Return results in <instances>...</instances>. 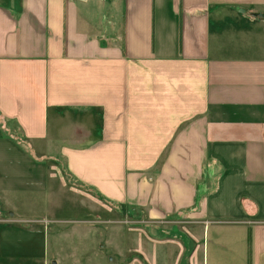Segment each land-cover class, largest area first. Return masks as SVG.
<instances>
[{
  "label": "crops",
  "instance_id": "crops-1",
  "mask_svg": "<svg viewBox=\"0 0 264 264\" xmlns=\"http://www.w3.org/2000/svg\"><path fill=\"white\" fill-rule=\"evenodd\" d=\"M262 16L264 0H0V124L35 150L56 136L92 200L186 234L140 235L129 264H205L210 227L220 248L264 264ZM10 213L0 264H62L52 221Z\"/></svg>",
  "mask_w": 264,
  "mask_h": 264
},
{
  "label": "rangeland",
  "instance_id": "rangeland-1",
  "mask_svg": "<svg viewBox=\"0 0 264 264\" xmlns=\"http://www.w3.org/2000/svg\"><path fill=\"white\" fill-rule=\"evenodd\" d=\"M67 122L70 121L64 120L63 124ZM50 123L54 124L52 118ZM6 128L15 132L11 124H7ZM56 139L53 136L47 150H35L12 133L8 134L0 124V163L16 162L12 168H0V211L6 212L5 218H9L10 212H14L15 220L52 221L46 226L45 232L50 255L52 252L61 255L62 264H117L115 252L119 251L122 255L126 251L125 261L129 264L133 256L129 251L133 250L140 235L156 239L186 237L181 228L176 231L171 227L160 230L156 227L147 228L144 223L138 222L146 219V216H141L140 211L135 212L133 208L89 198L92 196L66 173L57 150L60 142ZM42 156L46 158H41ZM25 161L33 162V165L27 167ZM3 217L0 215V219ZM101 220H109L110 223L101 224ZM76 225L80 226L76 228ZM218 229L210 227L208 238L198 239L197 252L201 261L204 260L205 264H251L250 254L234 256L236 253H231L232 249L229 247L223 250L218 246L217 241L215 242V237L220 234ZM99 242V245L102 242L111 243L105 251L102 250L105 255H109L108 260L105 258L102 261L98 256V252H101L96 248ZM113 245L120 247L114 249ZM144 246V250H147V246ZM194 249L195 247L191 248V252ZM233 260L237 262L233 263Z\"/></svg>",
  "mask_w": 264,
  "mask_h": 264
},
{
  "label": "water",
  "instance_id": "water-1",
  "mask_svg": "<svg viewBox=\"0 0 264 264\" xmlns=\"http://www.w3.org/2000/svg\"><path fill=\"white\" fill-rule=\"evenodd\" d=\"M264 18V16H262Z\"/></svg>",
  "mask_w": 264,
  "mask_h": 264
}]
</instances>
